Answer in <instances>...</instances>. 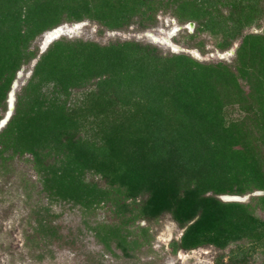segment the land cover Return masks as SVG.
<instances>
[{"label":"trees","instance_id":"16d2710c","mask_svg":"<svg viewBox=\"0 0 264 264\" xmlns=\"http://www.w3.org/2000/svg\"><path fill=\"white\" fill-rule=\"evenodd\" d=\"M174 5L199 32L221 36L222 52L242 38L234 62H200L137 40L59 38L40 55L0 130V176L30 154L51 201L86 211L111 204L121 222L94 227L106 251L132 257L144 243L127 226L171 214L183 229L171 243L175 253L236 243L227 264H247L264 251V219L255 212L264 195L254 203L220 196L264 191V34L243 35L264 16V0H0V120L44 32L87 19L118 31L136 17L147 28ZM89 87L71 101L74 90ZM236 106L241 117L228 118ZM89 172L105 186L88 181ZM41 208V239L62 246L66 235Z\"/></svg>","mask_w":264,"mask_h":264},{"label":"rangeland","instance_id":"374dc122","mask_svg":"<svg viewBox=\"0 0 264 264\" xmlns=\"http://www.w3.org/2000/svg\"><path fill=\"white\" fill-rule=\"evenodd\" d=\"M223 10L227 11V8L224 7ZM135 21L126 29L101 31L102 27L99 23L87 19L72 35L60 38H80L101 44L116 40H137L151 43L162 49L165 54L185 53L194 57L190 52H174L172 47L174 43L182 48L197 50L199 56L194 58L208 63L218 61L233 63L236 50L242 41V38L237 39L231 47L234 49L233 53L222 57L219 55L222 50L217 47L221 36L199 32L197 30L199 23L181 18L177 15L175 5L162 7L156 13L155 22L149 23L147 28L141 27L139 17H136ZM190 22L193 23L192 26ZM72 23L64 24L70 26ZM246 33L264 34V16L256 24L248 27L243 35ZM42 43L43 34L38 36L33 44L38 49L37 57L41 54ZM33 68L32 61L21 68L20 76L17 75L16 98L17 93L30 78ZM242 84L248 91L247 83L242 81ZM90 88L92 87L74 90L71 101L82 98L84 92ZM227 113L228 118H238L242 115L237 106L229 107ZM31 158L30 154L16 157L11 161V170L0 176V264H218L217 258L222 253L226 256L220 262L227 264L228 253L237 246L233 243L221 250L213 245H206L190 251L181 249L175 253L171 243L180 239L183 229L171 214H165L158 219H141L127 226V229L133 231L129 237L137 238L144 243L135 248L132 257L124 256L120 249H114L113 252L106 251L101 239L95 235L94 227L103 223L121 222L111 204H101L86 211L71 202L51 201L42 190L40 178L33 164L28 161ZM86 179L105 186V181L94 173H87ZM257 195H260L257 191L249 193L241 202L254 203L253 197ZM41 207L50 208L49 217L66 235L61 241L62 246L57 245L56 242L47 245L41 239L36 229L37 217L44 214ZM255 212L264 219V208L258 206ZM241 246L247 247L248 242L243 241ZM181 253L184 258L180 256ZM247 264H264V251L258 249L249 255Z\"/></svg>","mask_w":264,"mask_h":264},{"label":"water","instance_id":"95a60500","mask_svg":"<svg viewBox=\"0 0 264 264\" xmlns=\"http://www.w3.org/2000/svg\"><path fill=\"white\" fill-rule=\"evenodd\" d=\"M83 22L72 23L70 26L68 24H62L60 26H57V28L56 27L53 28L51 31L54 32L55 35H54L52 40L46 41L47 43H45V39H43V43L41 45V54L46 51V49L49 47V45L53 41L59 39L61 36H67V35L70 36V35H72L74 33V31H76L78 29L77 25L81 24V26H82ZM189 24L191 26L193 25L192 22H190ZM61 28H65L64 30H62L61 34L58 35L57 33H55L57 30L61 31ZM43 36H46V32L43 33ZM180 51H182V52H190L194 57H198V55H195L192 50H189V49H186V48H182ZM233 51H234V49L231 48L229 50H226L225 52L219 53V55H221L223 57L225 55H228L229 53H233ZM174 52H179V51H174ZM39 57H37V58H35L33 60V66H35V64L37 63ZM20 74H21V71H19L17 75L20 76ZM17 85H18V80L16 78L14 80V82L12 84V87H11V90L9 91V94H8V98H7L8 108H7V111L4 114V117L0 120V130H2V128H4L6 126V124L10 120V118H11V116H12L14 110H15V102H16L15 88L17 87ZM257 193L260 194V195L261 194L263 195L264 191H257ZM246 196L247 195L241 196V195H235V194H233V195L225 194V195H221L220 197L224 201H239V202H241L243 199L246 198Z\"/></svg>","mask_w":264,"mask_h":264},{"label":"bare ground","instance_id":"6f19581e","mask_svg":"<svg viewBox=\"0 0 264 264\" xmlns=\"http://www.w3.org/2000/svg\"><path fill=\"white\" fill-rule=\"evenodd\" d=\"M81 27V24H79V25H77V28H80ZM57 28V27H56ZM66 28V27H65ZM65 28H61V31H59V30H57L55 33H57L58 35L59 34H61V32H62V30H64ZM52 30V29H51ZM51 30H48V31H46V36H43V39H45V43H47L46 41H50V40H52L53 39V37H54V32H52ZM46 37V38H45ZM172 47H173V50L174 51H180L181 49H182V47L180 46V45H178V44H172ZM192 51H193V53L195 54V55H198L199 56V52L197 51V50H195V49H192ZM21 75V74H20ZM182 258H184V255H183V253H181V255H180Z\"/></svg>","mask_w":264,"mask_h":264},{"label":"flooded vegetation","instance_id":"af4514ba","mask_svg":"<svg viewBox=\"0 0 264 264\" xmlns=\"http://www.w3.org/2000/svg\"><path fill=\"white\" fill-rule=\"evenodd\" d=\"M181 238V237H180ZM184 251V249H182ZM187 251V250H186Z\"/></svg>","mask_w":264,"mask_h":264}]
</instances>
